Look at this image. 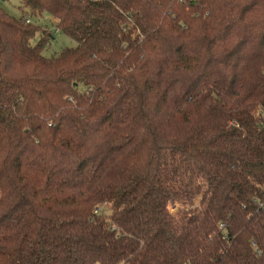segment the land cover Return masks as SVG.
<instances>
[{"label":"trees","instance_id":"16d2710c","mask_svg":"<svg viewBox=\"0 0 264 264\" xmlns=\"http://www.w3.org/2000/svg\"><path fill=\"white\" fill-rule=\"evenodd\" d=\"M19 2L0 264H264V0Z\"/></svg>","mask_w":264,"mask_h":264},{"label":"rangeland","instance_id":"374dc122","mask_svg":"<svg viewBox=\"0 0 264 264\" xmlns=\"http://www.w3.org/2000/svg\"><path fill=\"white\" fill-rule=\"evenodd\" d=\"M0 3L11 14L19 15L22 11L25 14L27 13L26 9L20 7L19 0H0ZM31 19L47 31L48 40L43 48V55L51 56L62 48L76 45V41L73 38L56 29V20L49 13L45 12L41 16H33ZM38 37L39 35L36 34L32 42L34 43Z\"/></svg>","mask_w":264,"mask_h":264}]
</instances>
